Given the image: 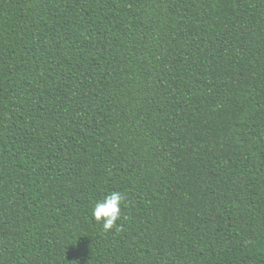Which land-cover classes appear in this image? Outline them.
Here are the masks:
<instances>
[{
	"label": "trees",
	"instance_id": "16d2710c",
	"mask_svg": "<svg viewBox=\"0 0 264 264\" xmlns=\"http://www.w3.org/2000/svg\"><path fill=\"white\" fill-rule=\"evenodd\" d=\"M0 264H264V0H0Z\"/></svg>",
	"mask_w": 264,
	"mask_h": 264
},
{
	"label": "clouds",
	"instance_id": "9594fccd",
	"mask_svg": "<svg viewBox=\"0 0 264 264\" xmlns=\"http://www.w3.org/2000/svg\"><path fill=\"white\" fill-rule=\"evenodd\" d=\"M124 195L119 191H111L97 200L91 209V215L97 223H100L104 232H108L117 226L121 218V205Z\"/></svg>",
	"mask_w": 264,
	"mask_h": 264
}]
</instances>
